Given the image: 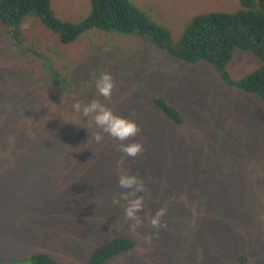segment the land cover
Returning a JSON list of instances; mask_svg holds the SVG:
<instances>
[{"label": "rangeland", "instance_id": "obj_1", "mask_svg": "<svg viewBox=\"0 0 264 264\" xmlns=\"http://www.w3.org/2000/svg\"><path fill=\"white\" fill-rule=\"evenodd\" d=\"M57 17L79 21L91 0H50ZM177 40L196 14L235 11L241 0H131ZM14 39L0 21V264L44 252L59 264H88L113 237L135 246L104 264H264V101L224 84L205 62H184L136 34L89 29L69 43L36 15ZM262 61L235 48L237 81ZM109 71L108 103L135 119L144 151L135 158L74 111L97 97ZM176 107L181 123L153 98ZM145 185L141 224L124 215L118 173ZM161 207L162 227L149 218ZM150 237V242L146 238ZM244 256L243 262L239 257Z\"/></svg>", "mask_w": 264, "mask_h": 264}, {"label": "trees", "instance_id": "obj_2", "mask_svg": "<svg viewBox=\"0 0 264 264\" xmlns=\"http://www.w3.org/2000/svg\"><path fill=\"white\" fill-rule=\"evenodd\" d=\"M241 1V7L235 11H208L192 16L177 40L172 39L167 27L153 22L131 0H91L88 15L79 21L57 17L50 0H0V21L8 26L14 39L18 38L21 22L32 14L57 33L62 43L72 42L92 28L136 34L176 59L211 64L224 84L257 94L264 101V0ZM235 48L251 50L263 62L237 81L230 78L226 69ZM153 103L166 117L181 123L182 116L176 107L159 97L153 98ZM134 246L133 239L113 237L92 250L88 264H104ZM242 259L244 256L239 257L240 263ZM10 264L59 262L47 253L39 252Z\"/></svg>", "mask_w": 264, "mask_h": 264}, {"label": "clouds", "instance_id": "obj_3", "mask_svg": "<svg viewBox=\"0 0 264 264\" xmlns=\"http://www.w3.org/2000/svg\"><path fill=\"white\" fill-rule=\"evenodd\" d=\"M116 82L109 71H103L101 75L95 79V89L98 98L90 101L75 100L72 107L75 112L80 113L84 118L95 126L97 131L92 133V139L96 143L104 141L105 135L117 141L118 151L125 157L135 158L144 151V145L141 141L133 139L137 137L141 129L135 119L122 116L115 112L112 107L103 101H110ZM103 98V101L99 99ZM117 183L122 191L117 197L113 198V203L119 205L121 199L126 201L124 205V215L128 220L133 221L130 225L133 232L141 224L139 213L144 208V200L142 195H138L144 191L145 185L143 180L125 169H121L118 173ZM166 214V208L161 207L148 222L153 228L162 227L161 218ZM150 242V237L146 238Z\"/></svg>", "mask_w": 264, "mask_h": 264}]
</instances>
